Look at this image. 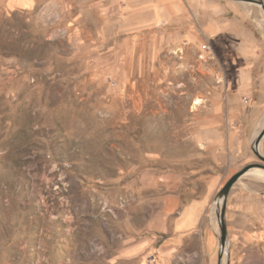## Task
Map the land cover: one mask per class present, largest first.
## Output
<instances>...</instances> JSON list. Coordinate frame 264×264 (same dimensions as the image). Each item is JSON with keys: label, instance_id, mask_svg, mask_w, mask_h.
<instances>
[{"label": "rangeland", "instance_id": "obj_1", "mask_svg": "<svg viewBox=\"0 0 264 264\" xmlns=\"http://www.w3.org/2000/svg\"><path fill=\"white\" fill-rule=\"evenodd\" d=\"M237 4L264 31V11ZM124 17L85 14L84 0L0 3V264H133L118 252L167 192L214 200L229 179L192 111L214 49L165 40L128 61L122 39L148 34ZM226 218L225 264H264V175L234 185Z\"/></svg>", "mask_w": 264, "mask_h": 264}, {"label": "crops", "instance_id": "obj_2", "mask_svg": "<svg viewBox=\"0 0 264 264\" xmlns=\"http://www.w3.org/2000/svg\"><path fill=\"white\" fill-rule=\"evenodd\" d=\"M34 2L0 3L17 9ZM108 2L103 7V0H84L85 14L116 13L125 16L124 28L148 34L147 43L138 37L122 39L128 61H133L137 49L140 52L145 44L158 48L165 40L171 47L183 46L187 41L190 46L214 49L215 53L201 62L202 74L198 73L197 96L202 101L197 100L192 108L196 112L198 140L215 153L213 164L222 179L257 162L253 143L264 126V31L257 29L251 12L234 0ZM163 22L164 35L159 37L156 27ZM221 48L223 53H219ZM261 152L264 154V138ZM212 204L211 195L202 200L185 198L176 190L167 192L144 234L124 245L119 257L130 258L133 264H151L152 254L157 256L156 264H219L220 227Z\"/></svg>", "mask_w": 264, "mask_h": 264}, {"label": "water", "instance_id": "obj_3", "mask_svg": "<svg viewBox=\"0 0 264 264\" xmlns=\"http://www.w3.org/2000/svg\"><path fill=\"white\" fill-rule=\"evenodd\" d=\"M237 2H247L255 4L264 11V0H234ZM264 138V126L262 130L259 132L258 136L255 138L253 143V150L258 158L262 162H252L244 166L238 172L233 174L224 186L220 189L217 196L213 200V208H215L216 217L220 227V252H219V264H225L226 256H229V231H228V223L226 218V209L227 202L230 192L234 185L245 175L253 173L254 169L262 168L264 169V154L261 152V143ZM226 264H229V260Z\"/></svg>", "mask_w": 264, "mask_h": 264}, {"label": "built area", "instance_id": "obj_4", "mask_svg": "<svg viewBox=\"0 0 264 264\" xmlns=\"http://www.w3.org/2000/svg\"><path fill=\"white\" fill-rule=\"evenodd\" d=\"M149 262L151 264H156L157 263V256L155 254H152L149 256Z\"/></svg>", "mask_w": 264, "mask_h": 264}, {"label": "bare ground", "instance_id": "obj_5", "mask_svg": "<svg viewBox=\"0 0 264 264\" xmlns=\"http://www.w3.org/2000/svg\"><path fill=\"white\" fill-rule=\"evenodd\" d=\"M254 170H257L261 175H264V169L257 168V169H254Z\"/></svg>", "mask_w": 264, "mask_h": 264}]
</instances>
